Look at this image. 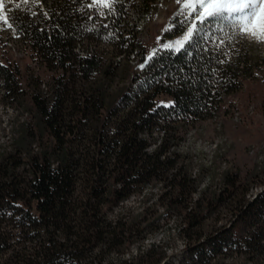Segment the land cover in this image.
<instances>
[{"label":"trees","instance_id":"trees-1","mask_svg":"<svg viewBox=\"0 0 264 264\" xmlns=\"http://www.w3.org/2000/svg\"><path fill=\"white\" fill-rule=\"evenodd\" d=\"M5 1L37 68L0 56L2 101L20 110L0 139V264H168L163 246H145L160 222L149 230L157 222L148 209L134 219L124 207L157 185L158 209L182 224V264H264V180L252 197L255 171L230 169L219 188L202 189L204 169L194 175L193 159L179 151L261 69L258 43L213 23L181 51L165 49L191 23L176 17L152 53L125 29L131 11L150 9L147 0L105 10L93 0ZM132 55L143 69L132 67L128 86L116 87Z\"/></svg>","mask_w":264,"mask_h":264},{"label":"rangeland","instance_id":"rangeland-1","mask_svg":"<svg viewBox=\"0 0 264 264\" xmlns=\"http://www.w3.org/2000/svg\"><path fill=\"white\" fill-rule=\"evenodd\" d=\"M147 1L150 2V9L143 10L140 7L139 10L131 11L125 29L126 32H134L138 40L147 44L153 53L162 44L161 38L164 29L170 27L171 20L178 17L184 21L185 18L177 15L180 5L176 3V0ZM100 6L104 10L108 8L103 4ZM7 18L6 1L0 0V56L18 60L22 69H26L29 65L33 67L32 69H36L35 62L28 55L25 56V45L12 30ZM204 32L209 34L207 30ZM244 36L249 41L253 40L258 43L252 52L260 59L264 58V43L258 42L250 35ZM79 51L82 53L83 49ZM130 59L131 62L121 69L115 82L116 87L128 86L131 74L129 71L132 67L136 72L142 71L143 67L140 64L137 65L138 57L135 58L132 55ZM1 95L0 89V139L3 140L8 139L9 134L7 133L13 123L17 121L16 117L20 110L7 107L2 101ZM160 102L167 104L170 103V100L162 97ZM179 151L193 159L192 171L194 175L199 172V169H204L200 183L202 189L207 187L210 182H213L214 189L219 188L223 172L238 169L242 172L243 177L249 172L255 171L252 174L254 177L250 192L252 197L261 191L263 188L261 181L264 180V64L253 79L245 81L239 93L226 99V103L219 113L212 119L200 122L186 134ZM209 176L213 181L208 179ZM162 189L160 185L153 186L146 191L145 196L133 197L125 204V211L134 219H143L145 209H148L146 216L157 222L149 230L156 229L159 222L161 225L156 231L154 230V233L149 234L145 246L154 243L160 244L167 252L166 261L168 264H182L188 258V252L185 249L186 241L179 234L182 224L178 223L174 215L164 214L162 209H158L157 198ZM197 195L195 194L194 198H197ZM117 212L120 211L117 210ZM166 221L170 223L167 224ZM228 224L229 222L225 220L220 223L209 221L205 226L209 232L213 226ZM137 249L138 247L134 246L129 254L135 255ZM125 258H129L128 254L125 255ZM118 260L117 255L111 257V262L117 263ZM224 264H245V262L242 258L234 257Z\"/></svg>","mask_w":264,"mask_h":264},{"label":"snow or ice","instance_id":"snow-or-ice-1","mask_svg":"<svg viewBox=\"0 0 264 264\" xmlns=\"http://www.w3.org/2000/svg\"><path fill=\"white\" fill-rule=\"evenodd\" d=\"M32 2L39 3V0ZM112 2L113 0H93V4L105 6H110ZM24 3H28V0H24ZM176 3L180 5L177 15L185 18L180 23L183 25L185 21H191L182 39L175 42L177 52L192 42L204 27L213 23L217 26L226 23L232 29L238 30L239 34L250 35L258 42L264 43V0H176ZM170 27L164 31H169ZM163 47L172 49L173 45L164 44ZM143 66L142 64L141 67Z\"/></svg>","mask_w":264,"mask_h":264},{"label":"bare ground","instance_id":"bare-ground-1","mask_svg":"<svg viewBox=\"0 0 264 264\" xmlns=\"http://www.w3.org/2000/svg\"><path fill=\"white\" fill-rule=\"evenodd\" d=\"M183 36H181L180 38H178L177 40H181Z\"/></svg>","mask_w":264,"mask_h":264}]
</instances>
